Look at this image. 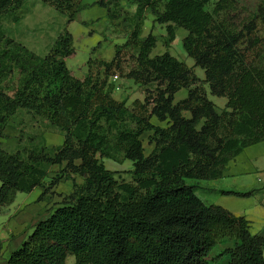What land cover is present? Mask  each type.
<instances>
[{
	"label": "trees",
	"instance_id": "trees-1",
	"mask_svg": "<svg viewBox=\"0 0 264 264\" xmlns=\"http://www.w3.org/2000/svg\"><path fill=\"white\" fill-rule=\"evenodd\" d=\"M25 1L0 0V15L17 12ZM41 1L66 14L68 23L86 7L84 0ZM126 1L137 6L127 40L116 45L111 60L89 58L83 78L66 62L76 51L67 27L45 56L11 38L0 52V81L14 69L22 75L12 93L0 86V209L18 192L45 186L41 161L65 163L68 176L84 180L74 182V191L36 224L7 264H68L69 256L72 264H264V236L251 231L250 220L206 204L198 185L187 182L222 177L230 160L264 141V1L239 14L227 8L228 0H216L212 11L207 5L214 0ZM95 4L117 16L103 0ZM146 11L166 24L167 44L176 39V28L188 31L183 47L193 66L169 51L151 56L157 36L142 33ZM13 19L19 23L21 17ZM127 56L135 61L129 70ZM197 66L205 70L204 79ZM116 73L139 84L155 82L152 100L135 99L130 106L116 98L110 80ZM204 84L227 98L224 109L218 111ZM182 88L187 96L175 101ZM19 109L64 132L54 156L42 151L26 159L3 146ZM154 116L167 125L154 124ZM149 131L154 147L146 154L141 136ZM114 151L133 161L131 182L119 181L101 161ZM256 192L222 190L237 196ZM226 238L232 243L217 247Z\"/></svg>",
	"mask_w": 264,
	"mask_h": 264
},
{
	"label": "rangeland",
	"instance_id": "rangeland-1",
	"mask_svg": "<svg viewBox=\"0 0 264 264\" xmlns=\"http://www.w3.org/2000/svg\"><path fill=\"white\" fill-rule=\"evenodd\" d=\"M86 1H94L93 4L95 6L91 5L88 9L81 11L78 14V18L70 23L67 22L68 16L66 14L59 12L55 7L45 4L41 0H27L26 7L24 4L17 12L8 11L1 14L0 52L7 47V39L11 38L24 44L37 54L45 56L53 47L62 30L67 27L73 34L76 51L66 59V62L75 76L83 78L88 72L87 61L92 55H95L93 56L95 58L106 60H111L114 57L116 45H122L132 31L137 12V6L128 3L126 0H103L110 7L111 12L117 14L115 18H112V16L108 15L106 8L95 4L98 0ZM262 1L264 0H228L227 8L231 12L240 10L237 13L239 14L246 5L255 9L259 2ZM215 3L216 0L208 4L207 9L212 11ZM15 14L21 17L19 23H16L13 19ZM143 19V35L146 36L152 32L157 36V45L152 50L151 56L169 51L189 66L195 64V60L187 54L183 47V38L188 33L185 28H176V39L167 44L169 37L166 24L156 22L155 15L149 11L145 12ZM125 65L126 70H129L131 66L135 65L134 59L127 56ZM195 72L200 79L205 78V70L203 68L197 66L195 67ZM116 74L119 77L115 79V75H113L110 80L113 81L115 88L119 87L118 91L113 92L117 98L126 100L130 106L135 99L143 100L145 97L151 96L150 99L152 100L155 94V82L139 84L133 79L120 76V73ZM21 80L22 75L19 70L14 69L12 73H9L0 81V86L12 93L15 87L20 85ZM204 87L208 91V97L214 101L218 111L224 109L227 98L211 94L207 84H204ZM187 94L188 89L182 88L176 93L175 101L186 97ZM187 115H190L189 112H187ZM130 126L133 127L134 123L131 122ZM6 133L8 136L3 139V146L10 152L19 150L26 159H28L29 154H40L42 151L48 156H54V149L62 145V141L65 138L64 132L59 127L25 109H19L11 117ZM141 139L143 140L145 153L148 154L152 150L153 144L150 143L147 133L143 134ZM100 159L108 169L116 172V177L119 181H132L131 170L134 168L133 161L126 159L122 152L114 151L113 157H100ZM39 165L47 171L44 184L48 188L42 187L45 191L42 196L51 199L50 203L53 206L61 204L74 191V182L80 185L84 181L77 174H72L71 177L68 176L67 171H63L65 163L58 165L48 161H41ZM196 181L195 179H187L188 183ZM51 182L53 183L51 184ZM200 182L207 185L212 183L213 180L203 179ZM198 194L208 204H215L213 202L218 197L214 192L206 194L203 191H199ZM30 198L35 200L34 204L38 203V188H35L32 192H18L15 204ZM13 212L14 210L10 214H13ZM10 214L5 217L1 216V230L10 227ZM228 243H232V240L222 239L217 247H224ZM1 249L2 243H0V257L4 255ZM74 260V257L69 256L67 263L72 264Z\"/></svg>",
	"mask_w": 264,
	"mask_h": 264
},
{
	"label": "crops",
	"instance_id": "crops-1",
	"mask_svg": "<svg viewBox=\"0 0 264 264\" xmlns=\"http://www.w3.org/2000/svg\"><path fill=\"white\" fill-rule=\"evenodd\" d=\"M83 2L86 4V7L81 11L88 9L91 5L95 6L93 4L94 1L91 2L84 0ZM26 3L27 0L24 3L25 7ZM78 14L76 19L78 18ZM93 56L95 55H92L91 57ZM118 90L119 87L114 89V91ZM114 96L116 97L115 94ZM151 121L157 125H167V121L162 122L155 116L152 117ZM146 133L149 137L150 134H152V131ZM3 139L4 138H2V143ZM62 142H64V140ZM211 180H213V182L207 185L201 184V182L199 183L200 180H197L192 184L198 185L197 193L203 191L206 194L212 192L217 194L218 197L213 203L226 207L236 215L245 216L250 220L251 231L264 236V141L246 147L239 155L230 160L222 177ZM42 187L44 186L35 187L38 188L39 192L37 204H34L35 200L33 198L25 199L19 204H15L17 193L11 204L0 209V218L1 216L5 217L6 215H9L12 210H14L9 218L10 227L3 228L2 230L0 227V243H2L1 250L4 254L2 256L4 259L0 257V264H7L11 254L22 246L27 237L33 232L36 224L41 220L47 219L54 209L59 206H53L52 203H50L51 199L42 196L45 192ZM35 188L33 190H35ZM255 189H257V192L251 196H237L222 193V190L247 192Z\"/></svg>",
	"mask_w": 264,
	"mask_h": 264
},
{
	"label": "built area",
	"instance_id": "built-area-1",
	"mask_svg": "<svg viewBox=\"0 0 264 264\" xmlns=\"http://www.w3.org/2000/svg\"><path fill=\"white\" fill-rule=\"evenodd\" d=\"M114 77H115V79H117L119 76L118 75H115Z\"/></svg>",
	"mask_w": 264,
	"mask_h": 264
}]
</instances>
